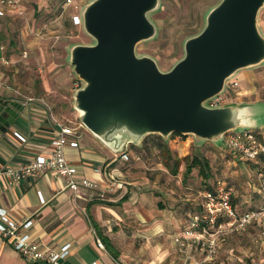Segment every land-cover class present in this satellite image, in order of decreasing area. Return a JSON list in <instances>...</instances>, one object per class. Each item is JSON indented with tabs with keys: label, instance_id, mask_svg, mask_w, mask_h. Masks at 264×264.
<instances>
[{
	"label": "crops",
	"instance_id": "crops-1",
	"mask_svg": "<svg viewBox=\"0 0 264 264\" xmlns=\"http://www.w3.org/2000/svg\"><path fill=\"white\" fill-rule=\"evenodd\" d=\"M2 17L0 19H4ZM1 70L0 65V83L4 81L5 86L7 83L9 85H0V99L19 102L24 110L11 128L0 130V171L8 167L23 166L48 152L56 138V121L77 129L79 147L67 148V157L78 170V178L85 177L97 183L96 190L84 189L80 197L76 198L75 193L67 186L68 178L53 172L25 177L16 182L6 174L0 177V209L6 210L15 219H31L32 226L23 233H27L31 241L40 244L45 254L59 253L70 246L69 254L61 264H226L218 257L214 261H205L204 256L197 251L192 260L185 263L183 251H175L173 236L185 228L192 214H186L188 217H185L184 206L188 203H183L188 201L186 193L189 187L185 180L176 182L177 188L164 183V179L169 178L166 174L174 179L180 178L179 173L186 171L185 163L181 164L178 174L174 176L171 167H166L162 161V147L157 139L146 142L141 148L128 151L132 165L123 162L119 154H115L81 124L79 113L73 107V95L80 86L75 83L76 78L70 69L63 68L57 72L56 75L60 74L64 80L62 85L52 79L43 81L39 90L33 89L35 93L29 87L23 89L20 83L19 88L13 86L11 77ZM51 84L53 85L50 86ZM36 86L33 85V88ZM39 97L48 104L40 103ZM16 133L25 137L26 141L18 139ZM258 134L264 140V133ZM190 144L181 135L171 138L167 144L173 157L170 165L174 164L175 158L183 159L190 155ZM140 156L143 161H135ZM149 157H152V165L146 168L145 162ZM256 164H259V175H263L264 155ZM215 179L216 177L212 178L210 182ZM114 180L122 182L124 187L115 189L112 185ZM202 182L203 180V185ZM169 185H172L171 188ZM159 187L163 188L164 197H172L168 193L170 189L172 193L177 192L175 194L179 203H171L173 198L164 204L155 203L152 198H157L155 196L160 192ZM104 190L106 193L103 198L99 197V191ZM39 193L45 200L44 205L39 200ZM234 204L238 212H248L238 208L235 196ZM157 211L163 214H157ZM93 223L109 239L112 251L105 244V249L98 246L97 241L101 236ZM263 225L264 222L257 225L261 226L262 233ZM238 234L241 237L233 238L234 240L239 243L249 242L247 232ZM234 240L229 241L226 249L236 246ZM227 252L230 257L241 255L244 257L242 264H249L251 256L257 253L262 255L264 248L255 252L250 249L237 251V254L234 249ZM0 264L46 263L28 262L13 248L10 240L0 237Z\"/></svg>",
	"mask_w": 264,
	"mask_h": 264
},
{
	"label": "water",
	"instance_id": "water-1",
	"mask_svg": "<svg viewBox=\"0 0 264 264\" xmlns=\"http://www.w3.org/2000/svg\"><path fill=\"white\" fill-rule=\"evenodd\" d=\"M160 8L161 0H88L81 7V27L93 42L68 51L81 82L73 95L81 124L115 154L141 148L150 135L166 144L180 134L192 136L198 147H223L228 133L263 128L264 103H208L239 72L264 65V0H221L202 31L184 42V57L166 72L137 53L139 44L156 38L150 16ZM23 110L19 102L0 99V130L11 128Z\"/></svg>",
	"mask_w": 264,
	"mask_h": 264
},
{
	"label": "rangeland",
	"instance_id": "rangeland-1",
	"mask_svg": "<svg viewBox=\"0 0 264 264\" xmlns=\"http://www.w3.org/2000/svg\"><path fill=\"white\" fill-rule=\"evenodd\" d=\"M220 1L161 0V8L150 16L158 28V34L156 38L139 44L137 53L154 58L162 71L171 70L184 57V42L202 31L205 26L207 13ZM65 2L66 0L28 1L26 4L27 11L24 16H17L8 12L5 13L6 17H2L4 19H0V45H4L5 56L10 62L8 65H0L2 70L7 73V76L11 77L10 81L14 84L11 85L18 88L20 87L19 85H22L23 89L29 87L35 93L34 90H39L40 83L43 81H51L52 79L55 80V83L62 85L64 80L60 77V74L56 75L60 69L68 68L73 74L72 68L68 63L69 48L74 44L92 43L93 40L85 34L81 26L73 24L74 9L72 7L64 8ZM76 2L84 6L88 0H76ZM259 26L264 34V8L259 14ZM24 51L28 53V58L24 59L22 57ZM74 76L76 78V75ZM230 82H236L238 86L232 88V84H230L227 87L222 95L223 105L264 103V65L243 70ZM75 83L81 86L79 80L76 79ZM35 84L37 86L33 88ZM0 85L7 87L9 83L5 86L4 81H1ZM43 100L45 99L39 97L38 101L43 105L48 104L46 100ZM261 111L264 114V105ZM255 131L264 133V127ZM158 137L160 136L150 135L147 138L148 141H151ZM182 137L184 141L188 139L191 142L190 155L200 153L209 160L212 167V178L221 179L233 188L239 209L243 211L259 209L262 205L260 192L261 176L257 169L259 164L250 161L245 162L243 159V161H240L237 155L225 149L224 146L221 149L208 142L198 147L194 144L192 136ZM259 137L263 136L259 134ZM129 148L128 151L131 152L136 147L130 146ZM151 158L149 157L145 162L146 168L152 165ZM140 161H143L142 157ZM162 161L166 164L164 157H162ZM126 164L132 165L131 162ZM146 168L144 170L148 172ZM171 173L173 174L172 171ZM179 174L180 178L178 179L166 174L169 178H165L164 183L177 187L178 185H175L176 182L185 180L189 187L188 193H186L188 201L183 202L188 203L187 206H184L186 209L185 215L202 210L203 198L201 192L203 191V186L201 184L202 177L199 176L198 170H194V175L186 176L185 170ZM172 185H169V187L171 188ZM158 189L160 192L157 195L155 194L157 198H152L155 203L164 204L169 202L171 198H173L171 203H179L175 194L177 192L172 193L170 189L168 193L172 197H164L162 195L164 192L163 188L159 187ZM157 214L163 213H158L157 211ZM185 217L188 216L186 215ZM246 232L248 233L247 239L249 242L245 243H239L234 240L236 237H241L239 234L234 233L224 236L219 242V250L216 256L211 261L216 260L218 257L219 260H223L226 264H242L244 263V257L237 254V251L250 249V251L255 252L260 248H264V231L262 233L261 226L252 225ZM230 240H234L236 243L235 247H230L235 250L236 257H230L231 255L227 252L232 250L230 248V250L226 249ZM174 248L175 251H180L178 247L175 246ZM196 251L203 256V250L197 249ZM183 253L185 255V252ZM253 255L249 264L264 263V253L260 254V256L258 253ZM239 258H241V261Z\"/></svg>",
	"mask_w": 264,
	"mask_h": 264
},
{
	"label": "built area",
	"instance_id": "built-area-1",
	"mask_svg": "<svg viewBox=\"0 0 264 264\" xmlns=\"http://www.w3.org/2000/svg\"><path fill=\"white\" fill-rule=\"evenodd\" d=\"M34 0H0V17L10 12L17 16H24L27 11V2ZM47 1V0H41ZM72 7L74 15L73 24L81 26L80 9L82 4L76 0H66L64 8ZM5 47L0 45V62L8 65L10 62L5 56ZM24 59L28 58V53L23 52ZM42 72V71H41ZM231 85L236 88L238 83L228 82L227 87ZM222 95L209 101L211 107L222 106ZM56 138L52 142L50 150L36 157L32 162L20 167H8L0 171V177L4 174L10 176L13 181H20L25 177H37L45 172H53L59 176L68 178L67 186L75 193L76 198L80 197L81 191L96 190L97 183L85 177L78 178V170L67 157V148H78L77 129L68 125L56 122ZM15 136L21 141L26 139L21 134ZM174 136V135H173ZM172 136V137H173ZM224 148L239 158L256 162L264 154V140L259 137L255 130H248L240 133L231 132L225 136ZM129 150V149H128ZM125 151L119 154L123 162H130L132 159L129 152ZM136 157L135 161H140ZM99 172V170H95ZM260 192L262 195V205L255 211L239 213L234 204V190L231 186L216 179L212 190L202 191V210L190 215L185 228L173 236V243L180 251L185 252V263L193 258V253L197 249L203 250L205 261H211L219 250L220 240L227 234H238L245 232L252 225H259L264 222V175H261ZM115 189H122L124 184L117 180L112 182ZM111 191L114 189L111 187ZM104 191H99V197L103 198ZM41 204L45 200L41 193L38 195ZM33 221L28 218L15 219L6 210L0 209V237L11 241L13 248L28 262H44L46 264H61L69 254L70 246H67L59 253L45 254L41 245L31 241L24 230H28ZM98 246L105 249L101 239L97 241ZM96 264V263H94Z\"/></svg>",
	"mask_w": 264,
	"mask_h": 264
},
{
	"label": "trees",
	"instance_id": "trees-1",
	"mask_svg": "<svg viewBox=\"0 0 264 264\" xmlns=\"http://www.w3.org/2000/svg\"><path fill=\"white\" fill-rule=\"evenodd\" d=\"M175 135H180V134H175ZM156 139L162 147L161 154L164 157V161L166 162L165 166L171 167L173 175H177L181 164L185 163L186 176H189L194 169H197L199 170V175H201L203 180L202 182L203 191L213 189V184L216 179L214 180V182L212 183L210 182V180H212V172H211L210 163L207 159L201 157L198 153H193L192 155H189L183 159L175 158L174 164L171 166L170 161L173 160V157L171 155L168 145L161 139V137H158ZM146 142H148V138L144 141V144H146ZM93 226L95 227L96 230L100 232L101 240L103 241V243L109 248V250L111 249L110 251H112L113 249H112V245L109 243V239L102 234L101 230L99 229L96 223H93Z\"/></svg>",
	"mask_w": 264,
	"mask_h": 264
},
{
	"label": "clouds",
	"instance_id": "clouds-1",
	"mask_svg": "<svg viewBox=\"0 0 264 264\" xmlns=\"http://www.w3.org/2000/svg\"><path fill=\"white\" fill-rule=\"evenodd\" d=\"M225 123H228V124H230V123H231V120H228V121H226Z\"/></svg>",
	"mask_w": 264,
	"mask_h": 264
}]
</instances>
